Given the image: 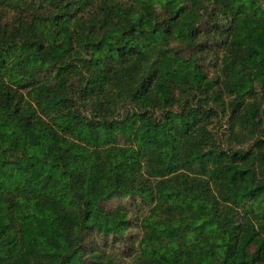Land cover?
I'll return each mask as SVG.
<instances>
[{
  "label": "trees",
  "instance_id": "16d2710c",
  "mask_svg": "<svg viewBox=\"0 0 264 264\" xmlns=\"http://www.w3.org/2000/svg\"><path fill=\"white\" fill-rule=\"evenodd\" d=\"M90 1L0 0V7L25 3L33 10L56 4L54 12L35 16L26 39L0 26V264H85V234L123 236L137 223L139 264H264V175L249 151L219 148L206 138L203 119L212 106L185 109L177 90L219 95L212 91L217 78L196 56L166 47L171 39H194L196 22L209 13L207 0H99L100 15L89 28L77 12ZM216 1L214 11L226 15L229 32L221 64L233 92L230 108L249 123L259 112L256 85L264 92V6L260 0ZM87 46L90 60L101 65L108 56L127 57V75L134 59L136 67L146 66L141 80L127 86L132 113L90 119L59 90L70 82V68L61 62ZM45 69L57 82L37 79ZM100 76L92 88L110 75L104 70ZM13 85L30 86L48 117L38 115L29 125L16 120ZM139 168L150 176L139 175ZM199 173L220 179L219 198ZM126 194L148 207L141 219L128 203L110 212L101 205ZM220 201L244 209L243 215L222 216Z\"/></svg>",
  "mask_w": 264,
  "mask_h": 264
},
{
  "label": "rangeland",
  "instance_id": "374dc122",
  "mask_svg": "<svg viewBox=\"0 0 264 264\" xmlns=\"http://www.w3.org/2000/svg\"><path fill=\"white\" fill-rule=\"evenodd\" d=\"M260 1L264 6V0ZM188 2L191 3L190 0ZM89 4L86 10L77 12V17L83 16L86 22L85 26L92 28L93 25L91 21L96 17L98 18L100 15L98 10L100 3L99 0H93V2L90 1ZM216 4V0H207L205 9L209 13L205 14V16H201L196 22L198 26L197 31L199 32H197L193 40L186 42L171 39L169 45H166V47H172L178 53L186 56H196L209 74L217 78V84L212 86L214 87L212 91L218 90L219 95L212 94L211 96L204 97L202 90L193 93L192 91L197 89H191L190 92L186 94H181L177 90V96L183 99L182 103L185 109L193 108V105H201V103L212 106L211 114L203 119V123L207 127L204 130V132L207 133L205 135L206 138H211V143L216 142L219 148L228 149L230 151L234 149L249 151L254 158L257 171L264 175V146H259V143L264 140L263 88L258 84L255 87L254 92H256L255 95L259 103V112L255 120L245 123L244 119L240 117V113H232L230 106L232 105L233 92L225 87L227 80L224 79L225 76H227V69L224 64H221V59L228 46L229 32L228 29L224 27L226 15L221 11H214V6H216ZM55 5L56 4H50L52 10L42 7H34L35 10H33L32 6H28L25 3H20L18 5H3L0 7V26L3 27L7 24L5 30L8 34H12L13 32L20 33L17 38L19 40L26 39L30 35L27 27L34 22L35 16L39 13L54 12ZM33 12H35V15ZM160 13L162 17L167 16L165 12L160 11ZM102 31L103 29L100 30L101 33ZM77 45L80 47L79 44ZM158 55L159 50H155L153 51L152 58L157 59ZM90 59V46H87L85 49L81 48L80 52L70 53V55L61 62L62 65L67 64L70 68V82L67 89L63 90L60 88L59 90L73 99V106L90 119H99V117L102 116L122 118L126 116L127 113H132L135 109V104L128 95L127 86L131 85L130 83H138L141 80L146 66L141 63L136 67L135 62H137L138 59H134V61H132V63L134 62L133 70H130V73L127 75V57L116 59L108 56L104 59L103 65ZM104 70L110 75L106 80V84L99 85L98 83H94V88H92L90 83L93 82L97 76H100ZM45 77L52 78L53 83L57 82V79L53 78L54 72L52 69H45V71L38 74L37 79L44 80ZM17 86L18 85L11 86L10 99L13 103L10 106V110L14 111L18 107L20 108V112L15 113V119L24 125H29L38 115L48 117L43 111L45 109L43 105L31 94V87ZM186 98H189V101H186ZM20 100L21 104H19ZM154 113L158 117L162 115V111L155 110ZM258 118L261 119L257 120ZM45 119L48 120V118ZM257 143L258 147L261 149L257 148ZM116 144L122 145L121 143ZM209 145L210 143L207 142V147H209ZM105 148L106 147H100L99 149L103 157V167L109 168L110 165L104 153ZM9 153L13 155V157H17L18 155L17 152L16 154H14V152ZM139 175L143 177L150 176L144 168H141V171L139 168ZM196 176L201 178L206 177L211 193L219 198L220 183L217 180L220 179H209L204 174ZM189 179L194 181L193 185L197 184L199 181L193 175H189ZM123 180L124 183L127 184V170L123 174ZM140 180H143V178H140ZM187 185L191 186L192 184L187 182ZM194 188H197V186ZM136 202H138L136 199L126 194L107 199L103 201L101 205L107 212H110L120 206H125L127 209L128 203L132 207L134 218L137 214L138 219H141L148 212V207ZM220 204V213L222 216L233 215L234 212H237V216L243 215L242 210L244 209L242 208L222 201H220ZM139 226L140 224L137 223L129 232L126 231L123 236L117 237L111 236L107 238L100 235L95 230L85 234V264H107L109 259H117L120 264H139V260L143 261L140 252L136 251L138 249L137 239L142 233Z\"/></svg>",
  "mask_w": 264,
  "mask_h": 264
}]
</instances>
